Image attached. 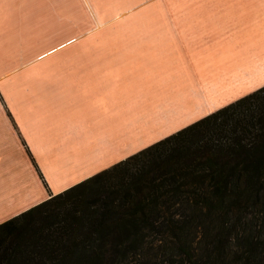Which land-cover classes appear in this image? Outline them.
<instances>
[{
	"label": "crops",
	"instance_id": "obj_1",
	"mask_svg": "<svg viewBox=\"0 0 264 264\" xmlns=\"http://www.w3.org/2000/svg\"><path fill=\"white\" fill-rule=\"evenodd\" d=\"M218 4L225 17L138 34L131 47L104 38L48 49L8 80L0 222L264 85V0ZM43 8L0 0V56L16 40L43 39Z\"/></svg>",
	"mask_w": 264,
	"mask_h": 264
},
{
	"label": "trees",
	"instance_id": "obj_2",
	"mask_svg": "<svg viewBox=\"0 0 264 264\" xmlns=\"http://www.w3.org/2000/svg\"><path fill=\"white\" fill-rule=\"evenodd\" d=\"M0 226V264H264V85Z\"/></svg>",
	"mask_w": 264,
	"mask_h": 264
},
{
	"label": "rangeland",
	"instance_id": "obj_3",
	"mask_svg": "<svg viewBox=\"0 0 264 264\" xmlns=\"http://www.w3.org/2000/svg\"><path fill=\"white\" fill-rule=\"evenodd\" d=\"M45 1L47 8L39 10L37 15H42L39 27L44 32L43 39L16 40L12 49L0 56L2 99L6 96L3 91H7L5 87L8 80L14 76L22 79L24 65L39 64V54L48 49H71L79 44L92 43L91 39L104 38L111 39L107 42L113 48L131 47L136 44L134 39L138 34L173 32L192 23H199L201 17H225L230 12V8L218 4H229L230 0ZM240 59L244 58L240 56Z\"/></svg>",
	"mask_w": 264,
	"mask_h": 264
},
{
	"label": "snow or ice",
	"instance_id": "obj_4",
	"mask_svg": "<svg viewBox=\"0 0 264 264\" xmlns=\"http://www.w3.org/2000/svg\"><path fill=\"white\" fill-rule=\"evenodd\" d=\"M244 130V117L242 115L240 118L235 119L234 123L227 130V134L236 137L239 134H242Z\"/></svg>",
	"mask_w": 264,
	"mask_h": 264
}]
</instances>
